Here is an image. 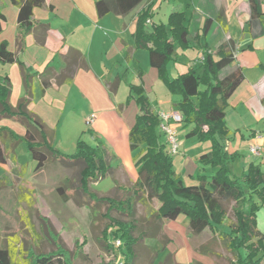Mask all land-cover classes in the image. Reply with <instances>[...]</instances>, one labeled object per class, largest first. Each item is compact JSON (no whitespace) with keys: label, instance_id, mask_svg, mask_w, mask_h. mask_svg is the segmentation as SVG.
<instances>
[{"label":"trees","instance_id":"obj_1","mask_svg":"<svg viewBox=\"0 0 264 264\" xmlns=\"http://www.w3.org/2000/svg\"><path fill=\"white\" fill-rule=\"evenodd\" d=\"M18 6V24L23 33L33 27L36 7L45 0H10ZM145 0H97L99 16L108 13L126 15ZM251 10L249 24L264 20L262 0H248ZM150 6L138 14L135 44L149 51L150 64L158 71V76L172 94L180 95L173 108L182 113L183 127L192 125L187 137H197L201 141H211L209 152L201 154L199 161L206 167L215 168L211 175L198 176L199 184H184L173 165V155L165 133L158 134L161 124L159 114L152 108L150 98L142 85H131V96L139 106V113L129 132V146L138 169V177L132 186L117 179L113 157L104 143L95 135L96 145L78 138L76 152L72 155L61 152L53 143L52 130L28 108L32 99V88L28 69L25 71L26 95L17 106L11 103L12 83L10 77L0 75V118H13L25 126L23 135L8 127H0V164L5 165L9 157L15 159L16 146L26 141L28 151L36 164L34 171L44 168L48 161L79 164L78 185L87 204L93 210L105 206L100 213L107 220L103 233L121 239L124 253L123 264H131L135 247L148 234V230L160 228L163 220H175L185 214L192 232L200 234L205 230L219 237L235 258L231 264H264V232L258 229L257 212L264 206V171L259 164L250 163L237 177L233 163L237 154L224 150L223 140L231 131L225 120L228 98L245 78L243 68L237 67L223 74L234 59L233 47L220 45L215 53L208 45L203 46L201 64H195L185 73L172 77L168 64L177 55V49L189 48L190 28L185 25L183 12H172L166 22L148 24L152 17ZM211 19L207 18L202 28L205 35ZM224 23V21H221ZM1 31V26H0ZM21 37V35H19ZM14 51L6 42L0 43V62H18ZM22 64V62H20ZM46 85L47 82L44 81ZM166 137V136H165ZM8 141L6 149L2 142ZM115 177V193L100 194L92 187L107 175ZM2 180V179H0ZM56 188L63 200H68V180ZM157 201V208L151 213V225L142 234L136 235V202ZM234 202L232 216H229L224 202ZM224 227L229 228V230ZM109 230V231H108ZM108 232V233H107ZM165 247V246H164ZM0 264H71L62 249L37 252L31 246H23L19 253L11 243L0 245Z\"/></svg>","mask_w":264,"mask_h":264},{"label":"crops","instance_id":"obj_2","mask_svg":"<svg viewBox=\"0 0 264 264\" xmlns=\"http://www.w3.org/2000/svg\"><path fill=\"white\" fill-rule=\"evenodd\" d=\"M96 1L45 0L42 6L34 9L32 29L21 34L18 6L10 0H0V43L6 42L8 49L14 51L19 60L0 62V75L7 74L12 83V105L16 107L26 95L27 68L32 88L28 108L52 130L53 143H58L61 149L63 142H57L61 138L63 140L59 127L69 123L70 112L74 113L77 109L84 125L92 129L97 137L103 136L105 130L102 126L120 117L122 133L125 132L129 140L130 129L139 113L134 120H130L132 113L127 111L128 106L137 104L135 96H131V85L144 87L155 111L157 107L165 111L175 110L173 105L181 98L172 94L161 81L157 69L150 64L149 51L136 46L134 35L138 14L150 6L153 15L148 24H152L166 22L172 12H183L185 25L190 28L189 48L177 49V55L168 64L170 75L175 77L193 65L201 64L205 45L213 53L220 45L233 47L234 59L223 74L241 67L245 78L228 98L225 120L231 133L223 140L224 150L237 154L233 163L235 176L239 177L252 162L259 164L264 171V20L252 26L249 24L251 10L248 0H145L126 15L108 13L104 16L98 15ZM170 8L173 10L167 12ZM262 9L264 11V0ZM159 13L163 18L156 21L155 16ZM207 18L211 22L208 32L203 35L202 28ZM149 66L156 70L164 87L158 84L167 94V100L155 95L152 97L146 80L147 72L151 70ZM130 73L139 80L127 84L128 95L124 101H119L117 94L125 76ZM87 97H90L92 110L83 108ZM90 115H94L95 119L88 126L86 119ZM183 126V123L178 126V132L181 128L185 129ZM186 128L191 129L192 125ZM82 131L75 129L73 139L77 140ZM114 138H117L116 134ZM2 143L7 148L9 142ZM109 145L113 153L108 147L106 149L113 157L117 179L128 178L134 184L138 175L133 158L123 162L122 155L116 154L115 145L112 142ZM252 146L259 147L258 154L251 151ZM16 149L15 159L13 155L9 159L19 161ZM214 170L212 168V173Z\"/></svg>","mask_w":264,"mask_h":264},{"label":"rangeland","instance_id":"obj_3","mask_svg":"<svg viewBox=\"0 0 264 264\" xmlns=\"http://www.w3.org/2000/svg\"><path fill=\"white\" fill-rule=\"evenodd\" d=\"M172 10L170 8L167 12ZM160 18H163L161 13L156 14V21ZM144 53L147 55V52ZM148 68L151 70L147 72L146 80L152 97L155 95L161 100H167V94L161 89L160 85L164 86L156 70L150 66ZM135 79L138 77L132 73L125 76L117 94L119 101L126 99L129 92L127 84ZM89 98H85L83 102L85 110H92ZM66 110L70 112V109ZM127 111L132 113L130 120H134V116L139 112V106L132 103ZM164 111L160 107L156 108V113L159 115ZM70 115V122L63 123L59 127L63 140L58 137L60 141L57 142H63L62 149L58 143L57 145L55 143V146L61 152L72 155L76 152L78 140L73 139L75 129L83 130L79 138H83L92 146L96 145V139L90 128L84 125L78 109L74 113L70 112ZM1 126H10L19 134H24L23 123L13 118H1ZM122 126L120 117H115L111 124L102 126L105 131L99 138L110 152L112 148L109 144L112 142L116 154H121L120 158L124 162L132 160L133 153L130 150L128 136L125 132L122 133ZM189 130L190 128L180 129L177 136L179 150L172 153L174 170L187 185L199 184L198 176L201 174H212V168L206 167L199 161L201 154L211 150V141L187 137ZM157 132L164 133L161 126L157 128ZM162 137L165 140L166 137L164 135ZM3 147L6 149V144ZM16 148L19 161L10 158L5 165H0V179H2L0 180V245L6 246L11 243L19 253L23 246H31L37 252L62 249L71 264H123L124 253L122 248L119 249L123 245L122 242L119 243L121 239L114 238L113 235L105 237L103 233L107 220L101 214L105 212V206L95 211L87 204V199L81 191L74 192L78 185L80 165L48 161L43 169L34 171L36 161L28 151L26 141L19 143ZM112 166H115L114 162ZM112 174L111 172L99 182L92 183V187L100 194L113 195L115 177ZM67 180L69 181L67 192L71 196L68 200H63L56 188L65 185ZM119 181L128 186L133 185L128 178H120ZM233 203V201L224 202L229 216L233 215ZM157 206L158 202L155 200L147 203L136 202L138 222L136 235L142 234L151 225L150 215ZM187 219L182 213L175 220L161 221L160 228L148 230L147 236L136 245V255L131 264H231L235 256L228 251L225 243L210 230L200 234L192 232L187 226ZM257 225L258 229L264 232V206L257 212ZM224 228L229 230L227 227Z\"/></svg>","mask_w":264,"mask_h":264},{"label":"built area","instance_id":"obj_4","mask_svg":"<svg viewBox=\"0 0 264 264\" xmlns=\"http://www.w3.org/2000/svg\"><path fill=\"white\" fill-rule=\"evenodd\" d=\"M159 117L161 120L160 126L165 133L166 140L169 143L171 153L178 152L179 150V144L177 142L178 126H180L184 120L182 113L178 110L164 111L159 115ZM94 119H95L94 115H90L86 119V124L90 126L93 123ZM251 151L253 153L258 154L259 147L252 146ZM119 243H121V241H119Z\"/></svg>","mask_w":264,"mask_h":264}]
</instances>
